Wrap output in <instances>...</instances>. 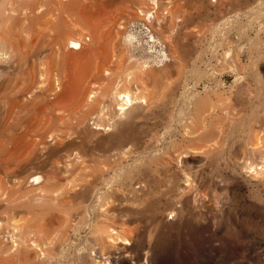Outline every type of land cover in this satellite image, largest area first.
Returning <instances> with one entry per match:
<instances>
[{"label": "rangeland", "instance_id": "rangeland-1", "mask_svg": "<svg viewBox=\"0 0 264 264\" xmlns=\"http://www.w3.org/2000/svg\"><path fill=\"white\" fill-rule=\"evenodd\" d=\"M155 1L80 16L104 37L80 80L113 44L170 80L123 115L98 79L59 119L52 83L38 82L49 51L20 53L45 45L50 15L21 19L7 31L15 45L0 42V264H264V173L249 171L264 140V0Z\"/></svg>", "mask_w": 264, "mask_h": 264}, {"label": "bare ground", "instance_id": "bare-ground-1", "mask_svg": "<svg viewBox=\"0 0 264 264\" xmlns=\"http://www.w3.org/2000/svg\"><path fill=\"white\" fill-rule=\"evenodd\" d=\"M113 3L114 0H0V35H3L0 37V42L5 45H15L13 42H8L10 32L7 31L15 29L21 19L27 20L34 14H40L42 18L50 15L45 22L46 24H43V29L48 30L46 35L49 37L45 45L35 49V46L30 43L27 51L21 50L20 53H27L30 58L49 51L40 60L38 82L48 81L52 83L51 90L55 93L52 102L62 112L59 119H63V112L67 110L66 100L68 96L75 88L84 83H90L91 80L103 79V82L97 87L104 90L106 98H113L120 106V115L125 114L140 101L148 104L156 98L160 87L164 86L166 91L171 87L170 80L165 72L155 70L153 67L137 66L135 62L128 61L127 48L123 45L119 52L114 48V44L111 52H102L98 58L95 72L87 76L86 79L80 80L76 76V72L86 65V59H89L90 54L94 51V45H101L104 41L103 34L96 25L80 19L81 17L84 18L82 15L83 9L89 6H106ZM154 3L155 8H159L155 0ZM144 12V10H141V14H144ZM39 35H41L40 32ZM87 37L90 38L89 42ZM117 39L116 35L115 40ZM125 39L127 42L134 43L137 36L129 33ZM3 51L6 52V50ZM164 56H168L166 52ZM131 71L133 76L130 73ZM30 75L32 88H34L37 84L35 82V71L31 70ZM146 83L150 85L148 86ZM42 87V85H39L34 97L28 100L32 107L37 103V100L43 99ZM23 95L25 94L23 93ZM94 101L92 100L91 104H86L89 102L87 99L84 103L83 106H87L86 114L92 113V109L96 108L93 105ZM197 104L194 108L193 117L195 121L200 122L202 118H205V114L212 104V99L207 94L199 98ZM34 117L35 114L31 118ZM205 136L211 137L213 132H208ZM257 139L259 147L255 151L262 157L257 165L251 164L249 166V171L258 174L264 173V140L260 142L258 136ZM43 180L42 176H37L34 182L40 184ZM111 232L116 233L117 238L120 239L115 230ZM125 242L130 244L128 239H125ZM37 246L36 242L29 244L31 248Z\"/></svg>", "mask_w": 264, "mask_h": 264}]
</instances>
